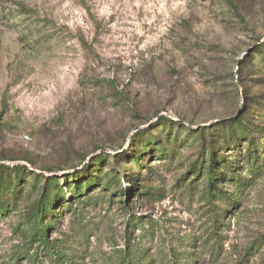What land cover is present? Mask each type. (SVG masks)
Segmentation results:
<instances>
[{"label": "rangeland", "instance_id": "obj_1", "mask_svg": "<svg viewBox=\"0 0 264 264\" xmlns=\"http://www.w3.org/2000/svg\"><path fill=\"white\" fill-rule=\"evenodd\" d=\"M234 3L0 0V165L29 171L23 199L0 209V264H60L24 220L32 181L47 177L67 201L71 181L103 180L92 203L56 209L48 237L73 264H264V167L246 159L264 156V0ZM234 120L255 145L231 132L234 171L219 188L235 199L216 203V228L204 173L189 171L202 160L193 135ZM112 167L123 180L103 192ZM135 180L149 195L124 211L117 193Z\"/></svg>", "mask_w": 264, "mask_h": 264}, {"label": "trees", "instance_id": "obj_2", "mask_svg": "<svg viewBox=\"0 0 264 264\" xmlns=\"http://www.w3.org/2000/svg\"><path fill=\"white\" fill-rule=\"evenodd\" d=\"M230 7L236 10L234 0H224ZM27 8H24L23 11H20L21 14L27 15ZM256 54H262L264 52L257 51ZM161 121L163 124H173L170 119L161 117ZM176 125V124H173ZM179 126V125H178ZM183 129L186 130V127L181 126ZM213 129L216 130L215 134H211L210 138L213 139L212 143L208 145L207 140V133L209 131H212ZM223 129V130H221ZM246 121L241 120H234L233 122H222L220 124H217L215 126L206 127V128H199L195 130L197 133L193 135L195 138H199V142L197 143L198 146H201V162L199 161L198 167H196V164L194 167L190 168V172L194 173V177H198L200 173H204L202 176V179L205 182V189L202 190L203 198H205L206 203L211 207L212 206V216L211 220H213L214 226L216 228L220 227V218L219 211H216L215 208L216 203H227L228 200H233L231 194H228L224 188H219V184L225 185L226 182L228 183V177L230 175L229 172H233L232 170V159L231 156L227 157L226 155H223L222 153H225L227 149L230 147V145H233L234 142L230 138L232 136V131L237 132L238 138L245 139L246 142L249 143V145H255L253 139L249 134L246 133ZM260 130V128H258ZM193 132V130H190ZM222 132L224 134L229 135L227 137L223 136ZM207 135V136H206ZM244 136V138L240 136ZM247 136V137H246ZM210 139V140H211ZM162 141L157 142L156 146L161 147L162 152L160 154V157H165L168 155V143ZM238 141V139H237ZM219 142H223V144L216 147ZM165 145V146H164ZM233 147V146H231ZM232 151V150H231ZM226 156V157H225ZM172 158L175 157L172 154ZM249 160L248 164L254 163L257 164L259 168L262 169L264 167V156L261 155V152H256L255 150L249 151L248 155L246 156ZM263 159V160H262ZM135 161V160H134ZM197 161V162H198ZM253 161V162H252ZM208 166V167H206ZM85 168L78 174H81L85 171L87 168V165L84 166ZM107 167V166H106ZM76 169V168H74ZM146 170H152L151 167H145ZM199 169V170H198ZM50 172H54L55 170H49ZM61 171V170H59ZM28 169L25 166H16L15 168H9L5 165H0V209H9L12 205H16L19 201L23 199V189L26 185V181L24 180L26 178ZM101 173V172H100ZM108 173V172H107ZM105 173V178L108 177L110 174L113 175L108 181L106 185L103 187V192H107V189L111 188L112 185H119L121 184V181L123 180V173L120 174L116 171L115 168H111L110 174ZM152 174V173H151ZM70 175L73 176V174H68V180L70 179ZM76 176V175H75ZM100 176V175H99ZM131 177V176H129ZM149 176L148 178H150ZM74 178V177H73ZM72 179V178H71ZM126 179V178H125ZM40 178H35L32 181V185L30 187V195L32 196V203L27 207V209L24 211V220L26 221V224L31 229L32 237L34 239H38V241L42 244L43 248H47L49 250V253L52 254L53 257L59 261L60 264H73V261L70 257H68L66 254L62 253L59 248H56L52 246L51 241L49 240L48 234L50 231H52L55 227V223H57V219L59 216L56 214L58 213L56 209H59V204L66 205V208L69 209L72 207V204L74 202L84 205V202L81 198H87L88 202L92 203L93 197L90 196L89 190L92 189V192H94L97 189H102L98 187L100 183L103 182L101 177L94 178L86 183L85 186L79 187V185L76 182H70L68 184V187L72 190L71 192V198L67 201L65 194L59 193L57 191V188L60 185V181L57 177H47L45 178V184L43 187L41 186H35L36 183H39ZM196 181V180H195ZM193 181L191 185L195 182ZM184 181H180V183H183ZM155 183V182H153ZM231 183V182H229ZM218 184V185H217ZM135 189H122L119 191V193H126L125 199L126 203L124 204V207L122 210L128 211V207L130 206L132 200L134 201V197H146L148 194L147 189L141 188L140 185L137 184V180H135V183L132 184ZM185 186L184 184H182ZM233 185H235L233 183ZM241 187V186H240ZM240 187H236L235 189L239 190ZM157 192V195L160 196L161 190H152ZM114 191H109L111 193V202L113 203L114 199ZM116 195V193H115ZM151 196H154V194H150ZM233 198V199H232ZM122 202V200H119ZM87 203V202H86ZM117 203V202H116ZM57 206V207H56ZM130 223L132 221H136L135 215L129 217ZM54 224V225H53ZM222 224V223H221ZM53 225V226H52ZM186 243V245H188ZM82 247V246H81ZM190 259L185 258L184 260H180L176 264H188L187 261ZM146 261H143L142 259L139 260L138 258H124L121 259L119 264H146Z\"/></svg>", "mask_w": 264, "mask_h": 264}]
</instances>
